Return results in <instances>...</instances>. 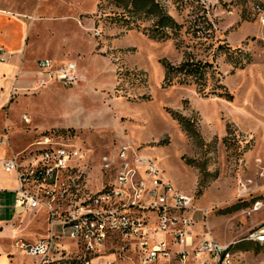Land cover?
Segmentation results:
<instances>
[{
	"label": "rangeland",
	"instance_id": "rangeland-1",
	"mask_svg": "<svg viewBox=\"0 0 264 264\" xmlns=\"http://www.w3.org/2000/svg\"><path fill=\"white\" fill-rule=\"evenodd\" d=\"M256 1L154 0L177 25L165 29L170 38L156 40L149 37L156 17L129 13L111 0H0V9L29 26L33 60L71 61L77 68L75 83H51L17 99L0 147L25 164L41 137L73 145L85 155L71 174L85 195L109 180L101 158L131 146L192 198L195 239L235 242L237 264H264V243L246 240L264 229V12L254 13ZM234 58L244 66L235 68ZM185 59L211 63L205 91L219 84L216 91L224 88L232 99L204 96L177 79L166 86L161 62ZM171 112L191 120V130ZM4 202L10 207L13 194ZM37 212L24 215L20 229L43 236L45 215ZM15 252L21 263L38 261ZM126 257L137 263L132 252Z\"/></svg>",
	"mask_w": 264,
	"mask_h": 264
},
{
	"label": "built area",
	"instance_id": "built-area-1",
	"mask_svg": "<svg viewBox=\"0 0 264 264\" xmlns=\"http://www.w3.org/2000/svg\"><path fill=\"white\" fill-rule=\"evenodd\" d=\"M253 11L264 12V1L254 4ZM36 67L35 89L76 82L71 61L41 59ZM22 121L29 120L22 116ZM35 146L25 164L11 156L0 161V168L17 182L13 209L45 215L43 236L13 242L25 256L37 258L36 264H237L235 242L194 238L192 198L172 188L152 160L131 146H120L111 159L101 158L100 172L109 180L85 195L80 194L79 177L75 182L71 176L85 160L80 149L49 137H41ZM70 196L73 202H65ZM56 197L62 202H54ZM246 240L264 243V229ZM131 252L137 263L126 257Z\"/></svg>",
	"mask_w": 264,
	"mask_h": 264
},
{
	"label": "crops",
	"instance_id": "crops-1",
	"mask_svg": "<svg viewBox=\"0 0 264 264\" xmlns=\"http://www.w3.org/2000/svg\"><path fill=\"white\" fill-rule=\"evenodd\" d=\"M30 32L24 20L0 9V118L6 120L5 123H0V141L3 142L6 138L3 127L10 126L7 119L10 108L17 104V99L25 98V94L34 91L36 81L39 79L36 61L47 59L33 60L29 56ZM10 154L11 152L8 154L6 149L0 147V160ZM4 181H7V184H4ZM16 188L15 177L5 174L0 168V264H25L18 259L19 256L13 246L14 240L18 237L27 239L31 237L32 240L39 237L26 232V229H20L22 217L30 211L16 212L13 203L8 207L4 202L7 194H13L14 202ZM9 208L13 211L12 215L7 212Z\"/></svg>",
	"mask_w": 264,
	"mask_h": 264
},
{
	"label": "trees",
	"instance_id": "trees-1",
	"mask_svg": "<svg viewBox=\"0 0 264 264\" xmlns=\"http://www.w3.org/2000/svg\"><path fill=\"white\" fill-rule=\"evenodd\" d=\"M115 6L126 10L129 13L138 12L143 14L145 17H156V20L151 28L150 38L161 40L170 38V34L165 30L167 28L173 29L177 27L173 19L168 16L163 9L159 6L158 3L154 0H111ZM255 4H261V1H256ZM122 20V23L128 25V19L123 16L119 17ZM218 50H228L227 46L219 45ZM239 52V50H234L232 52ZM228 58L230 54H227ZM233 65L235 68H242L245 63L239 58L233 59ZM248 63V61H246ZM161 66L164 70L163 82L166 86H170L173 83L174 79H177V83H185L186 81L194 84L198 92L204 94V96H216L221 97L226 100H231L232 96L223 88L222 92L216 91L219 84H214L213 88L206 92L207 82L210 77H213L212 64L202 61H194L191 59H185L178 65H173L167 61H162ZM218 90V89H217ZM173 119H176L178 123L186 130L190 131L193 125V122L188 118L181 116L175 112H171ZM193 133V132H192Z\"/></svg>",
	"mask_w": 264,
	"mask_h": 264
}]
</instances>
